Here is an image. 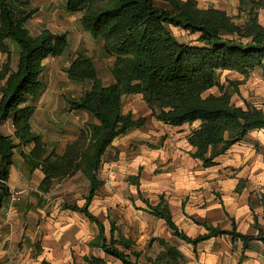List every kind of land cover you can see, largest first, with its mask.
<instances>
[{
  "label": "trees",
  "instance_id": "1",
  "mask_svg": "<svg viewBox=\"0 0 264 264\" xmlns=\"http://www.w3.org/2000/svg\"><path fill=\"white\" fill-rule=\"evenodd\" d=\"M65 0L67 12L81 11L80 24L92 37L102 41L103 52L113 56L109 68L112 80L101 82L92 58L86 54L76 55L69 63L67 77L74 82H89V86L78 97H65L67 110H82L97 121L86 125L87 144L79 151L73 164L51 163L40 134L33 131L29 118L34 111L32 103L42 91L43 60L49 56L62 55L68 47L66 32L43 29L32 35L25 27L34 13L28 9V0H0V52L5 60L0 66V207L10 194L7 184L8 168L13 161L15 148L31 145L27 153L22 152L29 170L48 163L59 176L80 171L88 181L83 204L64 203L62 209L83 214L94 222L98 233L89 242L91 247L120 260L122 264H182L183 254L159 239L164 249L155 257L141 261L140 251L133 241L119 234L117 225L110 221L108 234L103 222L89 210L95 191L102 185L97 170L112 140L127 130L140 127L146 117H135L132 112L122 110V98L128 94H141L150 116L161 123L180 126L192 125L186 135L191 147L190 157L199 160L201 166L215 164L214 159L225 153L234 143L244 139L253 129L264 128V111L242 98L244 106L231 101L233 94L240 95L238 80H227L231 91L219 82L218 73L232 70L247 77L255 67L264 68V26L252 10L242 24L234 23L226 12L209 6L200 8L196 0ZM247 2L264 9V0H240V9ZM197 32V41L190 44L179 41L167 25ZM8 42L17 48L15 68L11 67V50ZM216 86L218 94L208 93ZM11 118L12 133L5 134L1 125ZM51 177V176H50ZM138 180V174L130 176ZM138 188V181L136 182ZM50 178L45 175L38 190L46 192ZM148 211L162 218L171 234L193 246L212 236L231 235L239 238L243 247L252 239L264 241V234L249 236L218 225L199 222L206 232L195 237L187 235L174 222L168 204L159 197L152 205L142 198ZM264 218V197L262 198ZM131 254L135 259H131ZM88 264H103L102 258L88 256ZM39 264H52L42 259Z\"/></svg>",
  "mask_w": 264,
  "mask_h": 264
},
{
  "label": "rangeland",
  "instance_id": "2",
  "mask_svg": "<svg viewBox=\"0 0 264 264\" xmlns=\"http://www.w3.org/2000/svg\"><path fill=\"white\" fill-rule=\"evenodd\" d=\"M28 1V9H34V13L25 23V27L30 34H38L43 29H49L53 32H66L68 34L69 43L65 52L60 56H49L43 60L44 70L41 79L44 83V88L40 96L34 101L36 109L31 118V126L33 131L40 134L47 151L50 152L49 160L51 163L71 165L78 159L79 151L87 144L86 133L84 131L86 125L93 121V117L85 111H69L66 109L67 103L65 97H78L89 86V82L79 83L71 81L67 77L66 69L70 61L76 55L80 53L86 54L92 58L96 65L98 77L101 82L108 84L112 80L109 68L113 62V56L103 52L101 39L94 38L87 31L83 30L80 24L81 11L71 13L65 10V0ZM155 1L158 4L161 3L160 0ZM217 2L222 3V5L226 7L224 11L234 23L242 24L247 18V10H252V12L256 14L259 23L264 26V9L255 3L247 2L243 8H239L238 10L237 6H234V2L232 3V0H196L197 6L200 8H207L203 6H206L208 3H211L208 7L216 5ZM167 29L181 42L201 44L197 41V32H190L176 26L173 27L171 24L167 25ZM8 44L11 50V67L15 68L17 48L10 42H8ZM4 60L5 55L0 52V66ZM218 80L227 91L232 90L227 80L240 81L238 84L240 95H232L231 101L233 103L244 106L242 98H245L247 101L252 102L253 105L264 106V68H254L248 73L247 77H244L236 71L223 70L218 73ZM1 83L2 82H0V85ZM208 93L218 94L217 87L214 86L210 88L203 93V95L206 96ZM122 110L124 112H132L135 117L146 116V123L141 127L126 131L117 138V140H119L117 145L110 146L102 158V161L107 165L111 161L118 160H122L124 163L130 162L132 159L146 161V153L153 148L152 146L160 143L157 134H163V137L170 136L171 138L181 136V140L183 141L182 151L186 154L185 135L195 123L192 125H185L181 130L164 125L160 121L149 116V109L140 94L124 95L122 98ZM1 130L3 133L7 134L8 125H2ZM252 134H254V132ZM23 150H27V148L23 147ZM20 151L21 147L14 149L13 160L19 158ZM197 161L200 162L199 160L193 162ZM183 166L185 167L184 164ZM157 168H160V166ZM195 168V165L192 164L191 169ZM41 170L44 176L47 175L50 178V186L48 191H41V193H39L40 201L38 197L35 196L37 186L31 180L27 182L25 188H14L12 192H18V199L13 200L11 197L12 192H10L9 197L7 196V198H5L4 207L0 209V235L7 237L5 247L8 249L7 254L9 255L8 259L0 261L2 263H5V261L8 264H33L36 262L34 260L36 251L35 243L40 242L41 235V232L37 229V225L41 223L43 219L47 221L44 217L51 212L54 214L57 211L58 214H56L55 217L53 215V221L49 220L48 222L54 227V225L60 221L59 224L64 228L63 235L73 234L66 227L70 224L71 220H73L74 224L80 229H83L85 234L89 237L96 231L95 225L85 220L83 215L79 213H70L61 208V205L64 203L83 204L84 196L88 189V181L84 175L80 171H76L71 174L67 173L64 176H59L58 174L60 171H55L54 167L50 166L48 163H42ZM134 172L135 174H139L138 170ZM185 175L184 179L191 181V177H188L187 174ZM116 181L117 182L108 184L107 187L102 186L98 189L97 196L99 197L92 199L90 209L104 222L106 235L108 234L107 230L110 221L115 222L117 225L118 229L115 232L116 236L119 234H129V236L136 235L138 233V224L146 221L141 218L139 212L136 211L139 207L130 202L132 200L131 189L134 188L136 190V182L138 180L135 181V179L133 180L129 176L128 178L121 177ZM147 181V184H150V178H148ZM21 189L22 193L20 192ZM199 190V188L192 187V189H188L184 193L186 197L184 198L183 204L187 205L189 211L194 209L201 210L202 207H205L207 203L211 201V195H207L209 191H207L206 188L205 192L203 191L202 197L197 196L202 193V191L200 190V193ZM100 193L103 195L101 198ZM104 193L110 196L118 194V198H108L109 202L107 203L106 216L99 212L100 203L102 199L105 198ZM143 194L145 196L147 195V199H151V201H154L158 196L155 189H149L148 187L146 191H143ZM98 198H100V200ZM136 198L139 202L141 201L137 196ZM138 201L136 203H138ZM9 211L11 212L9 220L5 222L3 218L7 217ZM61 214L63 215L62 218L60 217ZM72 214L74 217H72ZM147 223L151 224L152 229L154 228L153 222L147 221ZM178 225L186 234H190L191 228L195 227L196 224L189 221L187 225L181 222ZM82 238L83 237H80L79 241H81ZM150 239L151 236L147 239L142 249L138 250L135 248L141 253V261H144L145 258L155 257L164 249L158 241L152 244L149 242ZM168 244L178 250L180 249L186 253L192 254L191 245L178 237L172 236ZM214 245L217 244L214 243ZM205 246L207 247L208 244ZM91 251L93 253H91ZM74 253H76L75 256ZM101 253L104 252L101 251L99 247L92 248V250L89 247L84 253L85 255H82L80 251L76 252L72 249L71 254L73 259L77 257L78 260H69L66 264H88L83 258L92 255L98 257ZM104 258L103 264H121L107 254H105ZM131 259H135L133 254H131Z\"/></svg>",
  "mask_w": 264,
  "mask_h": 264
},
{
  "label": "crops",
  "instance_id": "3",
  "mask_svg": "<svg viewBox=\"0 0 264 264\" xmlns=\"http://www.w3.org/2000/svg\"><path fill=\"white\" fill-rule=\"evenodd\" d=\"M233 2L234 6H237V9L239 10L240 0H232V3ZM208 5H211V3H208L203 7H208ZM213 7L226 10V7L218 2L216 5H213ZM40 94L32 100L33 104ZM257 107L262 108L264 111V106L258 105ZM35 109L36 106L29 118L30 124ZM92 119L95 122L97 121L95 118ZM4 124L8 125L6 133H12L11 118H8ZM196 124L197 122H195L191 128L196 126ZM185 125L189 124L185 123L180 126H168L181 130ZM189 130L186 132V135ZM253 132L254 134H252ZM186 135V154L182 151L183 141L181 140V136L171 138L170 136L163 137V134H157L160 143L152 146L153 148L146 153V161L132 159L130 162L124 163V161L118 160L111 161L108 165L103 161L101 162L97 173L103 183L98 189L102 186L107 187L108 184L117 182L116 180L121 177L128 178L129 176L137 175L138 173L135 174L134 171H139L138 188L136 187V190L134 188L131 189L132 200L130 202L139 207L136 211H138L141 218L146 221L138 224V233L136 235L129 236V234H123V236L127 238L130 237L133 241L134 248L138 250L145 246L146 241L150 236L151 239L149 242L152 244L156 243L159 239H164L169 242L173 236L166 222L162 218H159L148 211L146 203L138 197V189L141 192L142 198L148 200L152 205L158 202L160 196H163L177 226H179L178 224L180 222L186 225L189 224V221L195 223L193 219L198 220L200 218L199 222L206 221L208 224L214 226L218 225L220 228L226 230H230L234 225L236 231L245 235L256 236L260 229L264 234L262 205V198L264 197V128L250 130L245 135L244 139L234 143L225 153L217 156L214 159L215 164L209 167L201 166L198 161L193 162L196 160L192 159L188 154V150L191 147L187 143ZM119 136L120 135L116 136L112 140L110 146L117 145L119 142L117 138ZM23 147H26L27 150H23ZM30 147V144L21 146L19 158L16 160L14 159L8 168L9 173L7 184L10 192H12L14 191V188H25L27 182L32 180L37 186L35 196H37L40 201L39 193H41V191L38 190V185L44 177L41 165L33 170H29L21 155L22 152L27 153ZM192 164L195 165V169H191ZM158 166H160V168H157ZM185 174H187L188 177H191V181L184 179V176H186ZM148 178H150V184H147ZM147 187L157 191L158 196L154 201L147 199L148 196L143 194V191H146ZM192 187L199 188L202 191L201 193L199 190L201 193L197 195L199 197L203 196L205 188L209 191L207 195H211L210 203H207V205L202 207L201 210L194 209L189 211L187 205L183 204L184 198L186 197L184 193L188 189H192ZM98 189L95 191L92 199L99 197L97 196ZM20 192L22 193V189ZM135 194L142 202L137 200ZM104 195L105 198L102 199L100 203L99 212L106 216L107 203L109 202L110 197L118 198V194L110 196L104 193ZM101 196L103 195L100 193V198ZM100 198L98 199L100 200ZM137 201L138 203H136ZM91 202L89 204L90 211ZM3 204L4 202L0 209L4 207ZM64 210L69 211L70 213H78L68 209ZM10 213V211L7 213V217L3 218V221L7 222L9 220ZM56 214H58L57 211L54 214L51 212L49 215H44V218L47 221H44L43 219L42 222L37 225V229L41 232V235L40 242L35 243L36 251L34 260L36 262L33 264H39L42 259H45L52 264H66L69 260H78L77 257L73 259L71 254L72 249L76 252L80 251L83 255L89 247L91 250L92 248H95L89 246V242L98 233V228L94 222L91 223L95 225L96 231L91 237L87 236L83 229H80L74 224L73 220H71L70 224L66 226L73 234L63 235L64 228L59 224L60 221H58V223L55 222L57 224H55L54 227L48 222L49 220L53 221V215L55 217ZM60 217L62 218L63 215L61 214ZM72 217H74L73 214ZM85 220L89 221L86 217ZM147 221L154 223L153 229L151 224H148ZM195 224L196 228L192 227L191 233L187 235L195 237L206 232V229L201 224ZM80 237H83L81 241H79ZM6 243L7 237L0 235V261L9 258V255L7 254L8 249L5 247ZM205 243L208 244L207 247L205 246ZM214 243L217 245H214ZM191 249L192 254L179 249L186 258V262L184 261L182 264H264V241L259 238L252 239L248 242L247 247L244 248L243 242L239 238L232 239L231 235L222 234L198 242L195 247V252L193 251L192 245ZM91 253L93 252L91 251ZM75 254L76 253H74V256ZM105 254L101 253L98 257L104 260ZM112 258L121 263L120 260L114 257ZM83 260L85 259L83 258ZM0 264L8 263L5 261V263L0 262Z\"/></svg>",
  "mask_w": 264,
  "mask_h": 264
},
{
  "label": "built area",
  "instance_id": "4",
  "mask_svg": "<svg viewBox=\"0 0 264 264\" xmlns=\"http://www.w3.org/2000/svg\"><path fill=\"white\" fill-rule=\"evenodd\" d=\"M11 197L13 200H17L18 199V192H12Z\"/></svg>",
  "mask_w": 264,
  "mask_h": 264
}]
</instances>
